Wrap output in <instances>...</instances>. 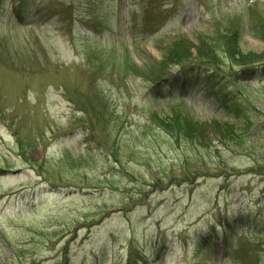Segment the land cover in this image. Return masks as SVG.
Masks as SVG:
<instances>
[{
	"label": "rangeland",
	"instance_id": "1",
	"mask_svg": "<svg viewBox=\"0 0 264 264\" xmlns=\"http://www.w3.org/2000/svg\"><path fill=\"white\" fill-rule=\"evenodd\" d=\"M249 15L264 23V0L3 1L0 264H118L120 251L133 262L147 240L165 239L183 244L159 264H258L253 251L264 264V82L254 78L264 41ZM94 21L104 29L74 35ZM210 37L251 64L240 78ZM169 47L178 59L165 63ZM183 66L200 72L182 78ZM222 88L252 111L243 150L195 161L145 128L152 113L180 111L197 131L188 137L221 149L220 135L250 124L224 116L213 94ZM197 172L209 176L191 181ZM225 217L246 225L228 240L234 260L229 244L200 246L210 227L231 228Z\"/></svg>",
	"mask_w": 264,
	"mask_h": 264
},
{
	"label": "trees",
	"instance_id": "2",
	"mask_svg": "<svg viewBox=\"0 0 264 264\" xmlns=\"http://www.w3.org/2000/svg\"><path fill=\"white\" fill-rule=\"evenodd\" d=\"M210 41L212 43H214V44L215 43L218 44L219 47H220L219 50L224 53L225 57L227 56L226 58H228L229 60L233 61L232 60V53H233L234 49H231L233 47L229 48L227 42L224 39H222V37L221 38L217 37L216 39L210 38ZM210 46H211V48H213L212 45H210ZM214 46L215 47L213 48V50L216 49V45H214ZM170 50H171V48L169 49V51H167V55L165 57L166 58L165 59V63L169 62L170 59L172 61H176L178 59L177 56L175 55V52H172ZM199 58H200V60H204V57H199ZM207 59L210 60L211 62H213V60H214L213 58H211V56H208ZM188 60H191L190 57L188 58ZM232 63L240 64V63H244V62H232ZM178 108H174V109H178ZM175 111L176 110L171 111V113H173ZM225 111H226L227 115L234 114L236 117L241 116L244 122L246 120L250 124H248V125L246 124L244 126V130L240 133L242 135H239L238 137L234 136L233 138H230V137L233 136L232 132H230L226 136L220 135L221 137H219V143L221 144L220 146L222 147V149H218L217 148L218 146L216 144L213 145L214 144L213 142H212L213 144L212 143H206L205 145L198 146L196 144V142H198V141H196L195 137L193 139L188 137V134L189 135L190 134H194L197 131L189 132L188 129L185 128V125L188 124L189 121L185 118L186 115H183V113L180 112V111H177L178 113H176V114L170 115L168 117V120L167 119L166 120L157 119L156 115L152 113L153 115L150 114V116H149V121L152 124H155L157 127H154L150 123V124H146L145 128H147V126H148L151 129L152 132L160 131V132L166 133V135L168 137V142L173 143L176 146L179 145L178 149L182 153L187 151V149L184 147V145H187L189 147L188 151H191V152L193 151L192 152V160L199 161L200 159H206V156H207V158H209V157H212L213 155H216V159H219L220 155H223L225 153H230L232 151L231 148L228 147L229 144H233L235 146L234 148H238V149L243 150L245 147L242 146L243 143H244V140L242 139V136L246 135V134H249V132L251 131L250 130V128H251L250 116L247 115L249 110L248 111L243 110V112L241 114H238L236 109L232 107L231 110H227L226 109ZM153 116L156 118V120H153V118H152ZM244 118H245V120H244ZM216 122L219 123V124L221 123V122H218V121H216ZM155 134H157V133H155ZM250 139H252V138L248 137V140H250ZM224 141H226V143H224ZM168 142H167V144H168ZM200 147L201 148L205 147L203 149L206 150L207 153H204L203 155L200 154V153H197L198 152V148H200ZM263 168L264 167H262V170H263Z\"/></svg>",
	"mask_w": 264,
	"mask_h": 264
}]
</instances>
